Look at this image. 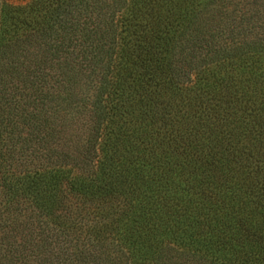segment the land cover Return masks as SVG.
I'll return each instance as SVG.
<instances>
[{"label": "trees", "instance_id": "1", "mask_svg": "<svg viewBox=\"0 0 264 264\" xmlns=\"http://www.w3.org/2000/svg\"><path fill=\"white\" fill-rule=\"evenodd\" d=\"M0 264H264V0H0Z\"/></svg>", "mask_w": 264, "mask_h": 264}, {"label": "rangeland", "instance_id": "2", "mask_svg": "<svg viewBox=\"0 0 264 264\" xmlns=\"http://www.w3.org/2000/svg\"><path fill=\"white\" fill-rule=\"evenodd\" d=\"M11 2H17L18 0H10Z\"/></svg>", "mask_w": 264, "mask_h": 264}]
</instances>
